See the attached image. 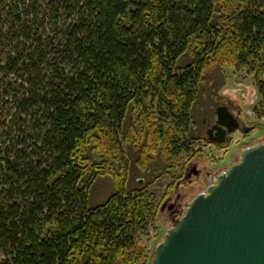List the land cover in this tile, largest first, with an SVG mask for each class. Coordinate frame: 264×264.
<instances>
[{
    "label": "trees",
    "instance_id": "obj_1",
    "mask_svg": "<svg viewBox=\"0 0 264 264\" xmlns=\"http://www.w3.org/2000/svg\"><path fill=\"white\" fill-rule=\"evenodd\" d=\"M223 67L264 95V0H0V264H150V188L199 155Z\"/></svg>",
    "mask_w": 264,
    "mask_h": 264
},
{
    "label": "water",
    "instance_id": "obj_2",
    "mask_svg": "<svg viewBox=\"0 0 264 264\" xmlns=\"http://www.w3.org/2000/svg\"><path fill=\"white\" fill-rule=\"evenodd\" d=\"M228 117L236 125L218 124L231 133L238 124ZM150 264H264V142L240 150L234 164L188 201Z\"/></svg>",
    "mask_w": 264,
    "mask_h": 264
},
{
    "label": "rangeland",
    "instance_id": "obj_3",
    "mask_svg": "<svg viewBox=\"0 0 264 264\" xmlns=\"http://www.w3.org/2000/svg\"><path fill=\"white\" fill-rule=\"evenodd\" d=\"M209 73L211 74V81L201 89L197 101L193 105L192 118L195 128L200 130L203 127L202 120L210 117L212 109L218 106L226 107L227 104L232 107L235 113L240 112L242 120L260 130H256L249 140L257 141L260 139L264 134V95L259 93L257 83L248 74L235 72L228 67L217 68L216 71L211 70ZM201 135L198 133L199 137ZM241 143V135L239 134L234 136L230 146L214 147L205 141L195 143L193 151H200L199 155L194 158L199 164L198 168L206 167L204 170L217 171L223 165H229L231 159L238 153ZM188 157L185 162L189 159ZM182 171H179V173H182ZM150 180L149 177H146V174H142L138 170L134 162H131L126 184L127 190L135 189L139 184H144ZM170 184L171 179L164 177L150 188L151 191L156 193L159 205L163 202L164 196L173 190V188L169 189ZM201 187H204L202 178L194 179L192 186L186 185L184 187V193L193 197L200 191ZM114 192L115 187L110 178H98L90 190L89 205L102 204ZM169 227L170 224L166 221L165 214L157 213L154 224L144 237L150 260L156 243L162 239Z\"/></svg>",
    "mask_w": 264,
    "mask_h": 264
},
{
    "label": "flooded vegetation",
    "instance_id": "obj_4",
    "mask_svg": "<svg viewBox=\"0 0 264 264\" xmlns=\"http://www.w3.org/2000/svg\"><path fill=\"white\" fill-rule=\"evenodd\" d=\"M229 114L232 115V118L236 119L238 124V128L231 133L227 129L223 132V129L219 128L218 124L220 122L230 128L236 125L235 122L233 123L228 117ZM209 116V118L207 117L202 120L203 127L200 130L197 128L193 129L194 133L202 134L200 136V142L205 141L214 147H222L224 145L230 146L234 136L239 134L241 135V146L236 156L229 162V165H223V167L217 171L204 170L206 167L198 168L199 164L196 159H193L194 161L192 159L186 161L181 177L176 181L171 193L169 192L168 195L164 196L163 202L158 207V213L165 214L166 221L170 226L183 214L188 201L192 197L184 193V187L186 185L192 186L194 179L202 178L204 187H201L202 190L199 189V192H203L206 185L214 183L217 176L222 174L230 165L237 161L240 150L264 142V134L257 141L249 140L250 136L258 129L242 120L240 112L237 111L235 113L230 105L226 104V107L218 106L212 109ZM223 140L224 142L220 143Z\"/></svg>",
    "mask_w": 264,
    "mask_h": 264
}]
</instances>
